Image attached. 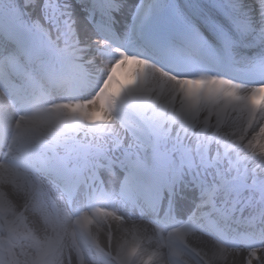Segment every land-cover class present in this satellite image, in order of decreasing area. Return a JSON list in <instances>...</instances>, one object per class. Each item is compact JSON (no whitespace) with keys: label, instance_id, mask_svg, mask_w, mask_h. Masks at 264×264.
<instances>
[{"label":"bare ground","instance_id":"obj_1","mask_svg":"<svg viewBox=\"0 0 264 264\" xmlns=\"http://www.w3.org/2000/svg\"><path fill=\"white\" fill-rule=\"evenodd\" d=\"M133 2L131 0H116L114 5L118 10L128 12L129 9H125L131 8ZM121 4H123L122 8H120ZM36 5L38 6V1H36ZM253 5L257 7V3ZM256 11H259L258 7ZM33 12L36 13V17H40L38 7ZM78 25L79 39L84 45L83 49L89 51L87 60L90 62L94 39L84 21ZM47 33L53 36L50 31ZM55 55L60 57L58 53ZM76 56L78 59L84 60L81 54ZM102 60L100 55L94 54L91 62L96 67L102 63ZM106 60L112 64L110 60ZM69 63L80 64V62ZM133 66L132 70L126 69L117 75L111 83L110 100L105 98L93 105H70L52 118L54 124L47 125V131L53 132L55 139L63 137L65 143L69 145L99 147L117 153L118 151L114 148L119 142L114 140L115 136L112 133L126 137L125 132L120 128V116L117 111L123 100L127 102V99L132 102V106L138 112L139 120L144 122L143 126H146L154 137H158L154 140L156 144L161 139V132L175 133L184 124V126H189L190 120L194 117L191 108L192 98H184L185 94L181 90L182 88L178 87L177 81L147 65L134 64ZM193 94L194 98L200 100L199 104L202 109L197 112L200 113L198 118H201V121L209 114L213 115L215 122H218V119L223 116L227 118L233 116L245 120L249 118V123L254 122L249 128L254 126L251 129L252 132L256 127L260 128L261 138L264 140V95H261L257 89L221 81L214 88H207L205 91L202 89V97ZM257 96L263 98L261 102ZM227 100L233 102L226 111H223L222 105ZM107 110L113 113L110 115ZM7 119L6 115L0 118V125L5 128L3 137L10 128ZM229 126L232 127V124ZM22 128L24 130L21 139L23 144H26L25 140H27L32 148L46 143L52 145L49 138L44 143L45 139L40 135L45 130L37 129L32 133L26 126ZM61 132L65 134L62 136ZM255 133L258 134V130ZM127 143L129 144L130 141ZM123 147L128 148L124 144ZM48 149L50 148L48 147ZM168 159L161 158L160 160L163 162L161 163L159 160L158 165L170 164ZM175 163L179 164L180 162L175 160ZM169 166L173 169V165ZM27 178L26 175L8 168L3 163L0 165V214L4 215L8 211L10 213V211L20 210L25 204L32 193V186L27 184L29 181ZM24 200L25 202H23ZM208 205L209 202H202L200 207L203 211H207ZM53 210L57 211V208H52L50 213L41 202L34 201L24 220L31 230L30 233L38 243L43 244L44 250L47 249L45 244L52 245L53 248L59 247L58 242L62 239L59 255L55 260L56 264H88L77 260V249L69 237L70 223L75 221V217L72 222L69 219H64V214L54 217ZM92 214V220H96L98 223L87 224V238L92 252L98 256L99 251L100 261L103 262L180 264L175 262L177 255L182 254L181 258L184 261L182 264H245L246 254L249 251L218 246L209 236L211 232L207 231L199 220L194 219L193 223H190L191 225L172 232V235L169 236L170 254L165 256L156 240L157 230L150 224L151 219L156 215L155 212H148L147 222L150 223L140 217L130 216L123 206L117 207L116 210L114 208H109L107 211L95 210ZM80 221L81 219H76V222L80 223ZM258 229L256 231H259ZM261 255L264 253L261 252ZM96 259L98 260V257Z\"/></svg>","mask_w":264,"mask_h":264},{"label":"snow or ice","instance_id":"obj_2","mask_svg":"<svg viewBox=\"0 0 264 264\" xmlns=\"http://www.w3.org/2000/svg\"><path fill=\"white\" fill-rule=\"evenodd\" d=\"M257 7L264 23V0H258ZM22 19V12L0 15V88H15L18 81L32 75L20 28ZM249 27L238 0H134L126 22L125 43L146 53L150 62L180 69L173 72L180 79H195L200 72L209 73L207 79H222L224 73L236 71L258 75L264 81V48L243 67H238L239 62L231 55L235 37ZM133 135L141 145L147 143L157 152L153 134L146 126L134 129ZM154 159L159 157L146 154L144 159L137 156L129 160L126 179L130 190H138L139 176ZM262 251L249 250L245 264H264Z\"/></svg>","mask_w":264,"mask_h":264},{"label":"rangeland","instance_id":"obj_3","mask_svg":"<svg viewBox=\"0 0 264 264\" xmlns=\"http://www.w3.org/2000/svg\"><path fill=\"white\" fill-rule=\"evenodd\" d=\"M238 2H243L246 14H249L248 11L257 8L253 5L256 3V0H238ZM225 119L226 120H218V122L214 121L210 125L205 124L200 130H198L196 124H190L188 126L190 130L196 128L199 135L203 137L207 136L210 141L214 143L218 142V144H214V150L217 152L219 151L220 158L218 159L219 162L212 167L214 174H217L222 181H227L231 179L235 173L234 171H231V173L229 172L233 167V164L242 162L241 167L237 170L239 171L238 175L243 176L244 174L245 177H248V174L250 173L251 176H249V178H264V140L261 138V130L255 128L254 132H252V130L248 132L245 129L246 121L244 119H238L233 116H230L229 118L225 117ZM208 122H210V120H208ZM230 124H232V127L229 126ZM207 130L208 134H205ZM257 130L258 134L255 133ZM217 131L218 133L216 135ZM190 139L191 134H188L186 142ZM137 145L138 144H136L135 148H137ZM243 164H246L250 169L246 168L244 172L245 166ZM263 186L264 183L262 187ZM236 189L237 188H233L232 191H235ZM21 221L22 220H20L19 223L22 228L19 226L21 229H18L19 233L17 232V236L18 239L25 238L24 240L26 241L18 240L22 248V252L19 255V264H37L36 262L42 257L41 245L38 244L37 239H35L30 233V228H24ZM45 253H48V251H45ZM50 264L55 263L52 262Z\"/></svg>","mask_w":264,"mask_h":264}]
</instances>
